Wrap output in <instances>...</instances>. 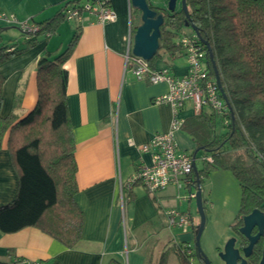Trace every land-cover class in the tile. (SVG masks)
<instances>
[{
    "label": "crops",
    "instance_id": "crops-1",
    "mask_svg": "<svg viewBox=\"0 0 264 264\" xmlns=\"http://www.w3.org/2000/svg\"><path fill=\"white\" fill-rule=\"evenodd\" d=\"M65 1L0 0V12L13 18H0V26H5L0 28H15L13 25L26 19L35 24L44 22L55 16ZM109 3L116 14L114 21L101 23L82 13L73 28L61 22L54 33L42 36L35 46L0 65L4 77L0 116L13 112L21 118L37 99L36 60L45 51L61 52L74 32L79 34L63 67L75 144L78 191L74 201L82 213L80 240L68 248L35 227L10 234L0 231V262L9 264L14 257H22L46 264H159L164 256L165 264H171L174 254L180 264L174 245L194 243L199 216L192 213L190 197H186L189 191L169 185L149 193L139 184L124 186L140 166L150 164L151 151H141L140 147L154 134L168 130L172 108L168 103L155 102L166 93L165 82L138 79L125 64L128 39L132 45L134 8L129 0ZM160 54L152 67H167L174 75L186 73L187 63L180 54L174 58L163 51ZM180 117L184 122L174 133L177 149L198 157L203 152L200 142L206 136L203 123L193 114L190 103L180 111ZM248 169L241 170L246 181L240 176L238 180L228 169L216 168L200 183L206 212L200 247L212 264H222L217 253L232 236L230 225L239 210L240 180L250 187L254 201L259 198L256 190L264 198V181L253 186ZM17 182L4 144L0 148V205L14 198ZM168 209L187 212L191 225L185 231L169 228Z\"/></svg>",
    "mask_w": 264,
    "mask_h": 264
},
{
    "label": "trees",
    "instance_id": "trees-1",
    "mask_svg": "<svg viewBox=\"0 0 264 264\" xmlns=\"http://www.w3.org/2000/svg\"><path fill=\"white\" fill-rule=\"evenodd\" d=\"M80 2L66 0L55 16L37 24L35 32L26 33L18 28L28 35L22 46L4 42L5 28H0V65L35 46L42 36L54 33L65 21V11L69 7H81ZM185 3L187 14L180 3L171 13L150 3L149 6L157 9L164 20L160 27L159 49L148 63L153 66V62L161 57L160 49L172 58L179 54L180 47L174 38L186 21L194 25L200 37L210 45L226 97L224 100L220 94L228 108L227 125H223L222 118L206 110L197 115L206 135L200 147L212 161H204L196 175L192 170V186L195 187L196 177L201 183L209 171L216 168L230 170L239 180L238 170L256 167L264 177V0H185ZM137 26L132 28L133 33ZM78 36V32H74L61 52L45 51L36 60L37 99L33 108L21 118L13 112L0 116V148L5 144L18 176L14 198L0 205V231L10 234L35 227L68 248L80 240L82 213L74 201L78 191L75 144L66 102L67 71L63 65ZM200 44L205 51L207 74L214 78L209 54ZM3 83L4 77L0 73V109ZM217 120L223 132L216 130ZM224 144L234 151L231 162H227L220 152ZM240 191L239 210L230 225L234 232L242 223V215L254 208L264 212V198L257 195L258 201H254L252 190L241 180ZM245 244L242 239V245ZM192 245L193 252L189 256L180 254L174 245L180 264H192L190 257L193 256L203 264V255L194 243ZM260 253L261 242H258L248 264H257ZM159 264H165L164 256Z\"/></svg>",
    "mask_w": 264,
    "mask_h": 264
},
{
    "label": "built area",
    "instance_id": "built-area-1",
    "mask_svg": "<svg viewBox=\"0 0 264 264\" xmlns=\"http://www.w3.org/2000/svg\"><path fill=\"white\" fill-rule=\"evenodd\" d=\"M82 13L95 17L101 23L116 19L109 0H87L83 5L81 4V7H69L65 11V20L80 19ZM0 18L7 21L12 17L0 12ZM16 25L26 33L38 30L37 24L30 23L29 20ZM175 43L180 47V55L186 58L187 71L182 75L170 73L167 67L155 69L147 60L132 55L130 40H127L126 66L138 79L147 80L149 83L165 82L167 84L166 93L156 97L155 102L168 103L172 108V118L167 131L154 134L140 147L141 151H151V162L140 166L124 184L125 188L139 184L147 192L156 193L169 185L183 189L193 187L190 174L193 163L198 157L193 158L192 154L178 150L174 140V133L184 122V119L180 117V111L187 103L191 104L194 115H199L205 109L222 118L223 125H227L225 115L228 113V108L220 96L215 79L207 74L205 51L199 39L194 33L190 35L180 33ZM199 158L206 162L212 161L208 155H202ZM188 196L194 197V193L189 191ZM165 214L169 228L177 227L185 231L191 225V218L187 212L168 209ZM175 247L183 255L189 256L193 252V245L190 242H179L175 244ZM9 264L46 263L43 260L14 257Z\"/></svg>",
    "mask_w": 264,
    "mask_h": 264
},
{
    "label": "water",
    "instance_id": "water-1",
    "mask_svg": "<svg viewBox=\"0 0 264 264\" xmlns=\"http://www.w3.org/2000/svg\"><path fill=\"white\" fill-rule=\"evenodd\" d=\"M178 1L183 12L187 14L185 0H166L165 10L167 13H171L175 10ZM129 3L132 8L140 12V24L136 27L132 37L131 54L149 61L159 49V41L161 38L160 27L163 23L164 16L158 13L157 9H153L149 6L151 0H129ZM184 25L185 27H189L199 41L206 47L216 84L222 98L225 100L226 97L220 85L209 43L200 37L194 25L189 24L187 21ZM232 117L233 115L231 113V118ZM193 158H195V153L193 154ZM193 171L196 175L197 168L195 162L193 163ZM195 188L194 198L196 211L199 216V224L194 230V245L196 250L203 255V264H212L200 247V236L205 224V214L200 182L197 177ZM240 218L242 221L241 225L237 228L235 235L226 240L222 250L217 253V258L222 264H248V259L255 245L261 242V253L257 264H264V212L259 208H254L248 214H244ZM242 239L246 241L245 245H242Z\"/></svg>",
    "mask_w": 264,
    "mask_h": 264
},
{
    "label": "rangeland",
    "instance_id": "rangeland-1",
    "mask_svg": "<svg viewBox=\"0 0 264 264\" xmlns=\"http://www.w3.org/2000/svg\"><path fill=\"white\" fill-rule=\"evenodd\" d=\"M87 0H81L80 4H84ZM151 3L154 7H165L166 8V0H151ZM179 5V1L177 2L176 7ZM131 18H132V25L133 27L137 26L140 24V12L137 10H132L131 12ZM29 20V19H26ZM67 22V24L70 25V27H74V24L76 23V19L75 20H65ZM30 23H33L32 20H29ZM41 23V22H40ZM15 28H7V30H5L2 34V40L4 42L7 41H11V42H15L18 44V46H22L25 44V36H28L26 34H23L19 31L18 26ZM0 27H5V26H0ZM180 33L186 34V35H190L192 33L191 29L189 27H183L182 30L180 32H178V34L176 35V37L174 38V41L177 39V37L180 35ZM163 50H159V52L161 53ZM180 54V53H179ZM180 58L186 63V58L183 55H180ZM218 132H223V128L219 122V120H217V129ZM220 152L224 155V158L227 160V162H231L233 160V157L235 156L234 151L232 149H230L228 144H224L220 150ZM204 152H201V154L198 155V157H201L202 155H204ZM195 165L197 168H200L204 165V161L201 160V158L196 159L195 161ZM250 174V182L252 183L253 186H259L260 181H264V177L259 173L258 169L256 167H251V169H248L247 171ZM238 174L239 176L244 180L243 178V172L241 170H238ZM187 191H191L193 193H195L196 188L195 187H190L186 189ZM187 193V192H186ZM260 195L259 190H256L255 195L257 196ZM186 197H188V195H186ZM190 207L192 210L193 215L198 216L197 211H196V204H195V198L194 197H190ZM205 214V219H206V212L204 211ZM232 236L235 235V232L232 230L231 231ZM231 237V236H230ZM168 255L171 256L172 255V250L171 248L168 249ZM174 257H171V264H174V262H178V259L176 258V256L173 254ZM193 264H199L198 260L196 258L191 260Z\"/></svg>",
    "mask_w": 264,
    "mask_h": 264
},
{
    "label": "flooded vegetation",
    "instance_id": "flooded-vegetation-1",
    "mask_svg": "<svg viewBox=\"0 0 264 264\" xmlns=\"http://www.w3.org/2000/svg\"><path fill=\"white\" fill-rule=\"evenodd\" d=\"M166 4V3H165ZM165 8V7H164Z\"/></svg>",
    "mask_w": 264,
    "mask_h": 264
}]
</instances>
